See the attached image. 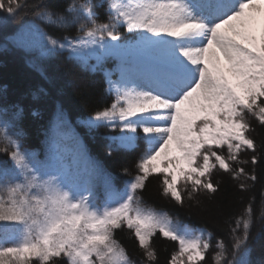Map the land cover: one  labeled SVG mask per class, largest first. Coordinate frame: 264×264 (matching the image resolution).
<instances>
[{"label": "snow or ice", "instance_id": "snow-or-ice-1", "mask_svg": "<svg viewBox=\"0 0 264 264\" xmlns=\"http://www.w3.org/2000/svg\"><path fill=\"white\" fill-rule=\"evenodd\" d=\"M105 4L101 21L97 8ZM27 7V0H0L8 16ZM31 12L28 32L41 55L67 53L93 71L118 61L103 69L113 101L78 124L89 134L107 129L109 156L142 151L137 174L119 189L63 109L40 152L24 147L22 109L0 113V153L8 157L0 162V264H133L116 235L124 228L149 264L158 259V234L177 244L167 264H208L213 233L145 206L141 193L155 175L163 195L183 206L185 192L193 200L217 191L214 170L257 180L240 156L250 150L252 165L264 158L249 119L264 126V0H72L62 12L43 4ZM42 24L76 34L56 38ZM229 223L231 250L217 239L213 264H253L252 203Z\"/></svg>", "mask_w": 264, "mask_h": 264}, {"label": "trees", "instance_id": "trees-1", "mask_svg": "<svg viewBox=\"0 0 264 264\" xmlns=\"http://www.w3.org/2000/svg\"><path fill=\"white\" fill-rule=\"evenodd\" d=\"M6 2V0H5ZM72 0H27L28 7L21 9L14 16H8L0 10V113L11 114L16 107L23 110L20 127L24 131V147L37 152L44 149V138L49 125L56 116L58 109H63L68 119L82 137L88 148L89 155L105 165L108 172L115 178V183L137 174L141 150L108 155L107 141L102 134L107 129H99L91 134L78 124L96 110L102 109L113 101L114 97L107 91L108 85L103 69L115 70L118 61L109 59L100 70L93 71L91 67L84 68L68 58L67 53L53 56L41 55L35 46L33 37L28 32V24L32 20V12L37 4L46 5L49 9L62 12ZM81 2V0H77ZM94 4L105 3V0H93ZM106 4L97 8L99 19L105 21ZM41 27L50 35L62 38L65 34L75 35V28L61 30L50 25ZM122 37L131 39V35L121 29ZM95 64V60L89 61ZM118 73L112 79L118 78ZM0 115V119H4ZM254 130L250 133L256 141V155L262 157L264 149V126L254 117H249ZM15 129H9L14 134ZM15 138V137H14ZM0 136V148L4 147ZM225 156L227 149L223 150ZM251 151L242 153L241 160L249 163L242 165L245 172L251 175L253 169L257 176L251 181L244 176L233 178L223 170H214L212 181L217 186L216 192H200L195 199L189 200L184 194L183 206L162 193L159 177L150 176L146 187L141 193L146 206L159 212H166L174 221L187 225L190 229H206L213 233L212 248L209 250L207 261L213 264L212 256L216 251V240L223 239L231 250V228L229 223L235 217L241 216L245 208L252 203L254 224L251 235L255 238L251 243V260L253 264L264 261V158L258 159L256 165L250 163ZM8 159L7 154L0 153V162ZM236 167V165H233ZM124 168L128 172L123 171ZM246 185L244 189L240 184ZM117 238L125 247L133 264H149L140 249L138 242L130 230H117ZM153 247L157 253L154 264H167L171 253L177 249L174 241L167 240L159 234L153 238ZM260 262V263H261ZM262 264V263H261ZM264 264V263H263Z\"/></svg>", "mask_w": 264, "mask_h": 264}, {"label": "rangeland", "instance_id": "rangeland-1", "mask_svg": "<svg viewBox=\"0 0 264 264\" xmlns=\"http://www.w3.org/2000/svg\"><path fill=\"white\" fill-rule=\"evenodd\" d=\"M55 117H56V116H54V118L52 119L51 123L54 121ZM51 123H50V125H51ZM50 125H49V128H50ZM49 128H48V130H47V132H46V136H45V138H44V139H45V140H44V147H45V144H46V139H47L48 134H49ZM71 147H72V146H71V143L69 142V143H68L69 151H71ZM131 179H132V178H129L128 181H130ZM128 181H127V182H128ZM126 184H127V183H126ZM126 184H125L122 188H120V189H123V188L126 186ZM95 191L98 192V193H102V192H103V186H102V184H99V183H98V184H97V188L95 189ZM96 202H97V203H100L99 200H97ZM145 206H146V205H145ZM147 207H148V206H147ZM260 262H261V261H258L257 264H261V263L263 264V263H264V261H262L261 263H260Z\"/></svg>", "mask_w": 264, "mask_h": 264}]
</instances>
